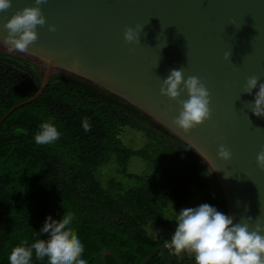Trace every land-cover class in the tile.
Segmentation results:
<instances>
[{
  "label": "water",
  "instance_id": "1",
  "mask_svg": "<svg viewBox=\"0 0 264 264\" xmlns=\"http://www.w3.org/2000/svg\"><path fill=\"white\" fill-rule=\"evenodd\" d=\"M33 3L12 0L0 11V42L6 21ZM40 7L46 23L37 26L28 52L10 51L3 43L0 50L48 69L35 95L13 106L0 123L43 93L54 68L73 73L125 99L188 144L212 173L234 223L250 216V229L256 217L264 225V169L256 159L264 151V117L250 110L258 88L244 92L249 77L264 82V0H47ZM128 28L138 37L131 43L124 39ZM172 69L198 77L210 93V118L187 133L172 123L181 105L160 94ZM179 99H188L187 92ZM221 145L231 152L229 160L218 157ZM161 251L173 264L168 244L142 264ZM106 256L124 264L103 249L104 264Z\"/></svg>",
  "mask_w": 264,
  "mask_h": 264
},
{
  "label": "trees",
  "instance_id": "2",
  "mask_svg": "<svg viewBox=\"0 0 264 264\" xmlns=\"http://www.w3.org/2000/svg\"><path fill=\"white\" fill-rule=\"evenodd\" d=\"M40 84L33 64L0 52V119L34 96ZM117 97L132 110L96 88L51 78L37 99L17 107L0 123V264H8L11 249L22 241L31 244L47 238L34 231L39 232L48 215L57 220L64 213L73 216V230L84 244L87 264H104L103 249L114 252L124 264H142L158 246L167 244L151 236L147 225L169 226L168 208H184L194 195L192 186L200 190L203 203L227 214L217 184L199 155L184 142L195 155L190 158L135 121L133 110L138 109ZM85 117L91 126L87 134L81 127ZM48 120L61 136L52 144L37 145L34 136ZM125 126L145 133L148 143L141 149L128 148L120 138ZM134 155L162 167L163 172L130 173ZM113 157L121 174L138 186L126 188L116 178L106 184L100 179V166ZM172 255L173 264H195L193 256ZM105 262L118 264L110 256ZM33 264H47V258L37 261L33 256ZM148 264H167L166 253H157Z\"/></svg>",
  "mask_w": 264,
  "mask_h": 264
},
{
  "label": "clouds",
  "instance_id": "3",
  "mask_svg": "<svg viewBox=\"0 0 264 264\" xmlns=\"http://www.w3.org/2000/svg\"><path fill=\"white\" fill-rule=\"evenodd\" d=\"M47 0H34L32 6L17 11L4 24L7 35L3 43L10 51L28 52V46L37 40V26H43L46 18L42 14L41 5ZM12 0H0V11L11 7ZM51 32L55 25H48ZM124 39L134 42L137 33L128 28ZM231 53H225L229 59ZM250 102V110L257 117H264V82L256 76L247 79L245 93L251 95L257 89ZM187 92L188 99L180 100L181 92ZM160 94L168 99L176 100L181 105L179 115L172 123L185 133L210 118V93L198 77H184L181 69H172L163 79ZM81 127L87 134L91 132L88 118H83ZM61 136L57 126L51 121L40 124L34 136L37 145H49ZM218 157L223 160L231 158V152L223 145L218 149ZM257 164L264 169V151L257 155ZM212 174V173H211ZM246 223H234L233 217L219 211L215 206L202 203L195 207L182 208L175 217L176 227L171 234L169 246L176 254L192 255L195 264H264V225L257 217L254 227L249 225L254 220L247 217ZM74 218L64 213L57 220L46 216L39 232L47 234L46 239H36L31 244L22 241L14 246L8 255V264H33V256L37 261L47 258V264H87L83 258L84 244L73 230Z\"/></svg>",
  "mask_w": 264,
  "mask_h": 264
},
{
  "label": "rangeland",
  "instance_id": "4",
  "mask_svg": "<svg viewBox=\"0 0 264 264\" xmlns=\"http://www.w3.org/2000/svg\"><path fill=\"white\" fill-rule=\"evenodd\" d=\"M1 53L12 55L15 57L22 58L26 60L27 62L33 64L37 70V74L39 76V79L42 81L43 76L45 72L48 69L47 65L5 52L0 50ZM24 70V69H23ZM27 72L31 77H34V75L28 71L24 70ZM53 78L55 80H65L68 82H75L79 85L85 86V87H90V88H96L108 95H112L114 98H116L117 101H119L123 106H126V102L121 101L120 98L117 97L114 93L110 92L109 90L105 89L104 87H101L98 84H95L91 81H88L82 77H79L73 73L54 68L50 79ZM130 110H132L130 105H127ZM133 119L137 121L138 123H141L147 127L152 128L155 130L158 134H161L164 136L167 141L174 146L178 151L184 153L185 155L189 156L190 158H195V155L193 154L192 150L190 147L186 146L184 142L174 135L172 132H170L168 129L160 125L157 121L146 115L144 112L140 111L139 109L137 111L133 110ZM120 138L122 139L123 143L130 149L137 150L143 148L147 143H148V138L145 133H143L140 130L134 129L130 126H125L123 127L121 131ZM128 171L132 174L135 175H150V174H160L163 172V168L157 165H153L146 161L145 159L134 155L131 157L128 165ZM99 177L100 179L106 184L107 181L111 178H116L117 180L122 181L124 186L126 188L130 187H135L138 186V183L134 179L126 178L124 177L121 172L119 171V166L115 160V157H113L109 162L103 164L99 168ZM194 195L189 201V203L185 207H195L198 206L199 204L203 203L202 200V194L200 190L196 186L191 187ZM184 207V208H185ZM182 208H177L175 206H170L167 210V217L170 220V225L169 226H163L159 225L155 222H151L147 225L146 229L148 230L149 234L153 236L154 238H161L164 240L168 245L170 244V239H171V234L175 231L176 227V222H175V217L178 215V212ZM171 248V247H170ZM175 251L172 250V253ZM178 255V254H177ZM183 255H189L187 253H181L179 256Z\"/></svg>",
  "mask_w": 264,
  "mask_h": 264
}]
</instances>
